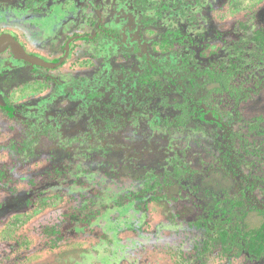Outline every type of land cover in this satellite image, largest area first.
<instances>
[{"label":"rangeland","instance_id":"374dc122","mask_svg":"<svg viewBox=\"0 0 264 264\" xmlns=\"http://www.w3.org/2000/svg\"><path fill=\"white\" fill-rule=\"evenodd\" d=\"M132 1L0 55V264H264V0Z\"/></svg>","mask_w":264,"mask_h":264},{"label":"flooded vegetation","instance_id":"af4514ba","mask_svg":"<svg viewBox=\"0 0 264 264\" xmlns=\"http://www.w3.org/2000/svg\"><path fill=\"white\" fill-rule=\"evenodd\" d=\"M83 2H79L78 6L75 3V0H0V22L5 27V29L0 30V38L2 36H11L13 37L24 49V51L31 57L39 60L46 66L41 65H32L24 60L17 59V57L13 54L12 49L9 47L5 51H3L2 54H9L11 55L15 60L22 62L23 66L15 67L13 70V74L15 73L16 69L19 67H26L29 71L30 67H38L39 69L48 70L53 69L55 66L49 63H46L45 60L41 57H39L36 53H31L27 47H30L28 42V38L25 34H34L36 38L40 37L39 44L37 47H42L44 49H59L61 47L66 48L65 53L62 52L61 55L58 57L64 58L66 61L68 58L69 48L74 46L73 43L76 37L75 32L84 31L87 26H91L89 24L90 22H95L96 26L100 29L106 28L108 22V14L110 18L112 17L113 13L116 11L115 8L114 11H111L106 13L104 7L107 5V2H104V0H97L96 6H94V10L91 9V6L93 5L94 0H84ZM99 1V2H98ZM134 2V0L132 1ZM131 3V2H130ZM86 4V6H85ZM99 5V7L97 6ZM19 17V21H15L14 18ZM101 23H100V22ZM18 23L20 25V32L24 34L25 36H22L23 42L20 38H18L14 33H12L10 30L11 28L7 24L9 23ZM98 23V24H97ZM102 26V28H101ZM10 29V30H9ZM53 32H58L57 35H54ZM72 33V37H68ZM87 33H92V31H87ZM81 34V33H78ZM55 36L59 39V42L56 41ZM79 38H86L90 39L86 34H81L77 36ZM84 39V40H86ZM26 41V43H25ZM65 43V44H63ZM73 44V45H72ZM90 44V43H88ZM59 52V50H58ZM37 55V56H36ZM28 73V72H27ZM26 73V74H27ZM19 76L18 74L15 75L18 77V79H21L22 76ZM145 74H148L146 72ZM144 74V75H145ZM143 75V76H144ZM9 82V79H8ZM58 102V101H57ZM58 109L56 115L57 119L59 121H63L62 118L64 117V111H62L61 105H57L56 107ZM0 109L1 113L6 114L9 110V106L5 101V97H2L0 95Z\"/></svg>","mask_w":264,"mask_h":264},{"label":"water","instance_id":"95a60500","mask_svg":"<svg viewBox=\"0 0 264 264\" xmlns=\"http://www.w3.org/2000/svg\"><path fill=\"white\" fill-rule=\"evenodd\" d=\"M9 47L12 49L13 54L17 57V59L24 60L32 65H41L48 67V65H45L39 60L29 56L24 51L23 47L13 37L2 36L0 38V54Z\"/></svg>","mask_w":264,"mask_h":264}]
</instances>
